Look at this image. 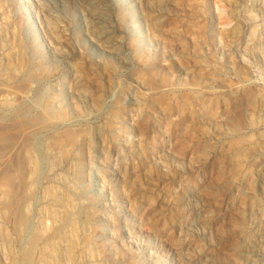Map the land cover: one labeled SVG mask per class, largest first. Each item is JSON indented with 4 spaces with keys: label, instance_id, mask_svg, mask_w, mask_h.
<instances>
[{
    "label": "rangeland",
    "instance_id": "obj_1",
    "mask_svg": "<svg viewBox=\"0 0 264 264\" xmlns=\"http://www.w3.org/2000/svg\"><path fill=\"white\" fill-rule=\"evenodd\" d=\"M68 255L264 264V0H0V264Z\"/></svg>",
    "mask_w": 264,
    "mask_h": 264
},
{
    "label": "bare ground",
    "instance_id": "obj_2",
    "mask_svg": "<svg viewBox=\"0 0 264 264\" xmlns=\"http://www.w3.org/2000/svg\"><path fill=\"white\" fill-rule=\"evenodd\" d=\"M238 117V116H237ZM239 118V117H238ZM30 162H31V167H32V170L34 171V170H36L37 169V167H38V165H37V162L34 160V159H32V160H30ZM35 173V172H34ZM32 179V178H31ZM3 187V186H2ZM4 189V188H3ZM2 189V190H3ZM8 189V188H7ZM5 191V190H4ZM3 194V193H2ZM54 194V193H53ZM48 195H50V192L48 193ZM3 196H4V194H3ZM60 197V196H59ZM56 198V197H55ZM58 199V198H57ZM51 201H53V200H51ZM54 201H56V200H54ZM59 201V200H58ZM57 201V202H58ZM50 202V201H49ZM53 203V202H52ZM60 203V202H59ZM64 203V202H63ZM56 204V203H55ZM50 205V204H49ZM58 205V204H57ZM64 205V204H63ZM59 206V205H58ZM53 207H56V206H53ZM60 207V206H59ZM61 208V207H60ZM47 209V208H46ZM52 209V208H51ZM54 209V208H53ZM59 209V208H58ZM58 209H56V210H58ZM54 211V210H53ZM61 213V212H60ZM50 214V213H49ZM54 214V213H53ZM63 216V215H62ZM64 218V217H63ZM62 219V218H61ZM63 221V220H62ZM67 222H68V220H67ZM58 223V222H57ZM64 224H66V223H64ZM67 227V226H66ZM67 228H69V227H67ZM45 229V228H44ZM46 230V229H45ZM68 230V229H67ZM71 230V229H70ZM75 230V229H74ZM60 232V231H59ZM63 233H64V231H62ZM42 233V232H41ZM65 233H66V231H65ZM68 233H69V230H68ZM64 234H62V237H63V239H67V238H64V236H63ZM67 235V234H66ZM70 235V234H69ZM69 235H68V237H69ZM72 237V236H71ZM50 239V238H49ZM57 239V238H56ZM7 240V239H6ZM52 240V239H51ZM68 241V246L70 247V248H72V246H73V240H71L70 238L67 240ZM54 242V241H53ZM52 243V242H51ZM60 243V242H59ZM54 244H55V242H54ZM61 244V243H60ZM67 244V243H66ZM77 244V243H76ZM52 247V246H51ZM77 247V246H76ZM67 248V247H66ZM79 248V247H78ZM57 249V248H56ZM75 249V248H74ZM50 250V249H49ZM82 250V249H81ZM80 250V251H81ZM65 251V250H64ZM68 251V250H67ZM77 251V250H76ZM54 252V251H53ZM56 252V251H55ZM54 252V253H55ZM84 252H82V254H83ZM70 254V253H69ZM80 254V253H79ZM42 255H43V252H42ZM74 255V254H73ZM84 255V254H83ZM55 257H57L58 256V254H57V256L56 255H54ZM71 256V255H70ZM69 255H68V257H70ZM81 256V255H80ZM55 257H53V258H55ZM91 257V256H90ZM72 258H73V256H71L70 258H69V260L68 261H70L68 264H71V262H72ZM75 258V257H74ZM46 259V258H45ZM59 259V258H58ZM79 259V258H78ZM92 259V258H91ZM83 260V259H82ZM88 260V259H87ZM57 261V260H56ZM73 261H75V260H73ZM24 262V261H23ZM46 262V261H45ZM77 262H79V261H77ZM76 263V262H75ZM64 264V263H63ZM81 264V263H80ZM83 264H85V263H83Z\"/></svg>",
    "mask_w": 264,
    "mask_h": 264
}]
</instances>
